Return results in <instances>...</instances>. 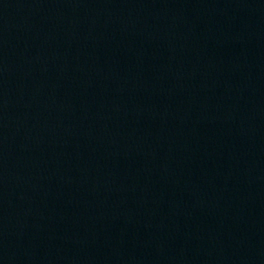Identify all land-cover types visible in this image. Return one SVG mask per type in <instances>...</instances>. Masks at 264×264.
Returning a JSON list of instances; mask_svg holds the SVG:
<instances>
[{
	"label": "water",
	"instance_id": "obj_1",
	"mask_svg": "<svg viewBox=\"0 0 264 264\" xmlns=\"http://www.w3.org/2000/svg\"><path fill=\"white\" fill-rule=\"evenodd\" d=\"M0 264H264V0H0Z\"/></svg>",
	"mask_w": 264,
	"mask_h": 264
}]
</instances>
